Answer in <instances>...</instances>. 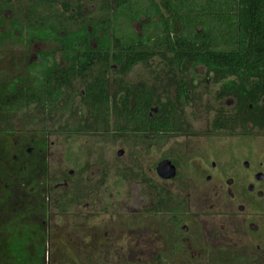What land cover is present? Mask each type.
Wrapping results in <instances>:
<instances>
[{
    "label": "rangeland",
    "instance_id": "rangeland-1",
    "mask_svg": "<svg viewBox=\"0 0 264 264\" xmlns=\"http://www.w3.org/2000/svg\"><path fill=\"white\" fill-rule=\"evenodd\" d=\"M44 1L0 0L1 32L12 31L13 18L24 26L28 15L35 20L57 8ZM60 1L68 7L78 4L83 12L79 20L95 16L101 3ZM47 21L49 28L56 22ZM52 48V43L25 47L11 39L0 43V88L23 73L26 57ZM183 73L191 91L188 101L179 102V74L161 57L137 64L127 75H113L115 92L123 84H144L156 100L176 106L180 131L162 139L117 133L111 125L79 128L71 114L75 109L65 108L45 120L31 106L0 126V220L19 219V226L36 233L32 240L23 229L11 235L16 238L17 263L24 252L22 264H264V127L243 125L235 98L221 95L227 91L222 84L234 77L217 80L200 65ZM73 86L72 102L82 118V83ZM220 115L230 121L215 128ZM17 142L39 154L32 162L20 159V167L25 166L20 171L12 162ZM162 160L177 163L178 178L166 183L157 178L155 167ZM17 174L21 186L34 185L37 191H18ZM257 174L262 181L254 179ZM64 180L81 186H63ZM230 180L231 190L243 188L242 198L228 195ZM250 183L263 192L262 198L248 194ZM28 198L44 200L47 207L38 205L27 213L29 206H19ZM161 198L167 202L162 204ZM171 200L182 212L169 211L176 206ZM6 235L0 237V254ZM37 244L42 261L34 258Z\"/></svg>",
    "mask_w": 264,
    "mask_h": 264
},
{
    "label": "trees",
    "instance_id": "trees-1",
    "mask_svg": "<svg viewBox=\"0 0 264 264\" xmlns=\"http://www.w3.org/2000/svg\"><path fill=\"white\" fill-rule=\"evenodd\" d=\"M118 4L119 9L113 15L116 19L113 37L109 28V0H102L98 17L88 20L90 32L85 30V22L74 31L59 21L52 22L49 28L45 17L32 20L30 16L24 26L14 22L12 31L4 34L0 31V42L5 38L26 39L28 42L59 40L62 43L59 48L63 50L62 60L67 64L62 68L56 63L54 54L49 55L50 59L42 55V65L34 66V69L31 66L32 73L37 74L31 77V85L15 79L0 88V125L8 124L25 102L34 103L53 115L67 105L65 89L70 88L76 79L88 78L81 100L87 105V114L93 121L87 124L86 119L79 128H107L113 103L116 124L112 127L117 133L131 132L158 139L177 133L180 128L176 106L171 101L162 104L156 100L155 93L144 84L119 86V92L123 94L118 96L119 92H115L111 102L107 76L111 64L115 66L116 75L124 76L137 64H146L158 56L179 74L177 102L188 101L191 91L182 78L183 72L200 65L217 80L234 77L235 81L226 80L222 84V89L227 91L221 95L235 98L236 113L238 118H243V125L251 123L264 127V0H119ZM64 7L67 11L68 5L64 4ZM80 15L78 7L77 16ZM141 18H145L147 23L141 22ZM124 21L139 22L141 35L132 31L127 35L122 29ZM62 30L64 35L60 33ZM87 39L93 40L95 48L88 44ZM79 43L82 47H78ZM94 71L96 73L92 74ZM17 84L32 88L24 92V101L23 91L16 89ZM18 95L21 104L17 105L15 99ZM73 112L76 115L77 111ZM229 121L220 115L214 127H225ZM169 211L175 215L182 212V206L176 204ZM173 219L176 221V217ZM5 242L0 264H19L16 238H7ZM40 247L36 245L34 258L42 261ZM25 257L27 253L19 254L20 264Z\"/></svg>",
    "mask_w": 264,
    "mask_h": 264
},
{
    "label": "flooded vegetation",
    "instance_id": "flooded-vegetation-1",
    "mask_svg": "<svg viewBox=\"0 0 264 264\" xmlns=\"http://www.w3.org/2000/svg\"><path fill=\"white\" fill-rule=\"evenodd\" d=\"M54 2L53 3H49V4H47L49 7L50 6H55V7H57V8H51L50 9V12L49 13H47V14H45V23L47 24V23H49L47 20H56V21H59L62 25H64L66 28H71V29H73L74 31H77L79 28H80V26H81V24H85L86 23V27H85V30L87 31V32H90L92 29H91V27H90V25H88V20H90V19H93L94 17H98V14H99V9H100V7H96V15L95 16H93V17H88L87 19H85V20H82V19H80L79 20V17L77 16V11H78V7L79 6H77L78 4H76V5H74V7H68L67 8V11H65V7H64V4H66V3H64L63 1H60V0H53ZM100 1H102V0H100ZM157 1V0H156ZM99 4H100V2H98ZM119 0H109V9H110V22H109V28H110V36L111 37H113V34H114V31H116L115 29H116V19H115V17H113V15L117 12V10L119 9ZM68 5V4H67ZM81 13H83L82 12V10H80V14ZM162 13H165L163 10H162ZM29 16V15H28ZM43 18V17H42ZM53 18V19H52ZM25 19V18H24ZM2 22V24H3V18H2V16H0V23ZM17 23V24H20L19 23V20H17V18H13L12 19V22H11V24L12 23ZM83 22H85V23H83ZM141 22H145V23H147V21H146V19L145 18H141ZM1 24V25H2ZM1 25H0V31H1ZM122 29H123V31H126V32H130L131 33V31L133 32V33H135L136 35H141V25L139 24V22H134V21H130V22H128V23H126L125 21H124V23H123V26H122ZM2 34H4L5 32H1ZM14 33H17L16 31L14 32ZM61 35H64L65 33H64V30H62L61 32ZM6 40H9V39H2V41L0 42V43H2V42H4V41H6ZM12 40V39H11ZM13 41H15V42H17V43H22L23 45H25V47L26 46H28V45H35V44H47V43H52L53 44V48L51 49V50H49V51H44V52H40V53H37L36 55H34V58H29V57H26V59H25V61H23V64H24V68H22V70H23V73L21 74V75H18L16 78H14L13 80H15V79H22L24 82H25V85L27 84V82L28 81H30L31 82V77H33L34 75H37V74H33L32 72H33V70L32 69H34V66L35 67H38L39 65H42L41 63H42V61H44V60H41V58H42V55H46V56H48V59H50L49 58V55H51V54H54L55 55V60H56V63L60 66V67H62V68H65L66 67V63H65V61L64 60H62V55H63V53H61L63 50H61V49H59V48H61L62 47V43H61V41H59V40H55V39H49V40H46V41H39V40H34V41H32V42H28L26 39H23V40H21V41H16V40H13ZM86 41H88V44L91 46V47H94L95 48V46H94V42H93V40H86ZM78 47H82V44H78ZM48 63H50V60H48ZM47 65V64H46ZM33 68H32V67ZM32 68V69H31ZM110 68H111V70L108 72V79H109V84H110V93H111V102L114 100V93H115V87H114V84L116 83V80H114V78L115 77H113V75H115V66L113 65V64H111L110 65ZM96 73V71H94L92 74H95ZM86 80H88V78L87 79H76V80H74L73 82H72V86L70 87V88H66L65 90H66V94H65V96H64V101H65V104H67L65 107H62V106H60V107H62V108H65L66 109V111H69V112H71L70 111V109H75L76 111H77V113H76V115H74L72 112H71V114H72V116H75L76 117V119L77 120H75V121H79L80 122V125H83L84 123H83V121L84 120H86L87 119V121H86V123L87 124H90L93 120L92 119H90L89 118V115L87 114V105L86 104H84L83 102H82V100H81V98H82V96H84V94H85V81ZM81 82L82 83V88L79 90V100H78V103L79 104H81V107L85 110V112H84V117H80L79 115H81V112L79 111L80 109L79 108H76L75 107V104L72 102L73 101V95L76 93V91H75V93H73L74 92V84L76 83V82ZM9 83V82H8ZM7 84V83H6ZM6 84H4L3 86H5ZM119 84H117V86H118ZM3 86L1 87V89H3ZM16 89L18 90V91H23V101H24V99H25V96H24V92H27L28 90H30V89H32V88H29V86H20L19 84H17V86H16ZM118 89H119V87H118ZM121 94H123L122 92H120L119 94H118V96L119 95H121ZM15 99V98H14ZM20 96L18 95L17 97H16V104L18 105V104H21L20 103ZM31 106H34V110H37V112H39L40 114H42V115H44V119L45 120H49L48 118H49V116H51V114H50V112H47V110H43L42 109V107H38L36 104H34V103H31V104H27L26 102L25 103H23V106L21 107V109H19V110H17L15 113H14V116H13V118L14 117H16L18 114H20L21 112H23L26 108H29V107H31ZM72 106H74V107H72ZM72 107V108H71ZM110 110H111V112H110V115H109V122H108V124L109 125H111V126H114L115 124H116V119H115V114H113L114 112V109H113V103L110 105ZM74 111V110H73ZM57 112H59V111H57ZM56 112V113H57ZM153 112H156V109H153ZM32 116L33 115H30V118H29V123H30V125H33V124H35V121H34V119H32ZM79 117H80V119H79ZM12 118V119H13ZM11 119V120H12ZM79 119V120H78ZM92 120V121H91ZM110 120H112V122H110ZM0 126H2V125H0ZM14 147H15V153L12 155V162H17L18 163V165L20 164V162H19V160L20 159H27V160H29L30 162H32V159L33 158H37V159H39V154L37 153V154H34L33 153V150H31V149H24V147H25V144L22 142V143H20V144H18V142L15 144L14 143ZM163 161V160H162ZM169 161V160H168ZM173 165H174V167H175V169H176V174H175V177L174 178H172V179H170V180H162L161 178H159L157 175V178L159 179V180H161V181H163L164 183H166V182H168V181H173V180H175L176 178H178L179 176H178V171H177V163H174V162H172V161H170ZM212 166H214V165H212ZM19 167H20V165H19ZM24 167L25 166H23L22 165V167H20L21 169H19L18 171H20V170H22V169H24ZM156 168V167H155ZM42 170H46V168L44 167V169L43 168H41ZM155 174H156V172H155ZM256 176L257 175H254V179L256 180ZM7 178V177H6ZM19 176H18V174H17V176L14 178V180H16V185L18 186V191L20 190V188L22 189V190H24V191H32L33 193L35 192V191H37V189L36 188H34V185H29V186H27V189H26V187L25 186H21V184H19ZM206 180L207 181H209L210 180V176H207L206 177ZM263 180V178L261 179V181ZM256 181H258V180H256ZM63 182V186H81V184L80 183H77L76 185L74 184V183H70V184H68L65 180L64 181H62ZM260 183V182H259ZM61 183H58V185H60ZM226 185L228 186V195L231 197V196H233V197H235V196H239V197H243V188L242 187H240V188H238V189H235L234 191L233 190H231V187L232 186H234V182L232 181V180H230V181H228L227 183H226ZM4 186H9V184L8 183H5L4 184ZM10 186H13V184L12 185H10ZM215 186H218V185H215ZM220 186H222V185H220ZM238 186H242V185H238ZM256 185H253V184H248L247 185V187H246V191L248 192V194H250V195H252V194H254L255 193V195H256V197H259V198H262V196H263V192H261V191H259V190H256V187H255ZM73 190V189H72ZM259 193H261L262 195L261 196H259L258 194ZM29 196V195H28ZM29 199V198H28ZM22 201V203L20 204V206L19 207H24V206H29L28 207V209L26 210L25 208H23L22 209V211H25L26 210V212L27 213H29V212H35V206H45V207H47V205L45 204V202H44V204H43V201H42V203H41V199H36V198H32L31 200L29 199V200H27L28 201V203H23L24 201H23V199L21 200ZM20 200H18V202H21ZM172 201V200H171ZM174 201V200H173ZM165 202H167V199H165V200H162V203H165ZM0 206H2L3 207V205H0ZM1 208V207H0ZM31 210H30V209ZM21 217H22V215H21ZM0 221H2V222H5V224H1L2 222H0V226H1V228H0V237H4V235H5V233L7 234L6 236L7 237H13V238H15L14 236H11V235H18L19 234V231H21L22 229L24 230V232H26V239H31L32 240V238H35V236H36V233L35 232H33L32 230H29L28 228H24V226L23 225H20L19 226V219H16V220H14L13 218L12 219H9V220H6V221H3V220H0ZM15 224V225H14ZM239 224V223H238ZM3 228V229H2ZM21 229V230H20ZM10 232H11V234H10ZM183 240V239H182ZM185 247V246H184ZM183 247V248H184Z\"/></svg>",
    "mask_w": 264,
    "mask_h": 264
},
{
    "label": "water",
    "instance_id": "water-1",
    "mask_svg": "<svg viewBox=\"0 0 264 264\" xmlns=\"http://www.w3.org/2000/svg\"><path fill=\"white\" fill-rule=\"evenodd\" d=\"M123 154L122 151L118 152V156H121ZM156 175L161 178L162 180H170L175 177L176 174V169L174 165L168 161V160H163L159 162L155 168ZM262 174H257L256 180H261ZM259 196L262 194L259 193Z\"/></svg>",
    "mask_w": 264,
    "mask_h": 264
},
{
    "label": "crops",
    "instance_id": "crops-1",
    "mask_svg": "<svg viewBox=\"0 0 264 264\" xmlns=\"http://www.w3.org/2000/svg\"><path fill=\"white\" fill-rule=\"evenodd\" d=\"M101 6V3L100 4H98V7H100Z\"/></svg>",
    "mask_w": 264,
    "mask_h": 264
}]
</instances>
